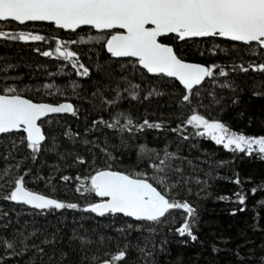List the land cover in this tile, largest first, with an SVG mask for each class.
Instances as JSON below:
<instances>
[{
	"label": "trees",
	"instance_id": "trees-1",
	"mask_svg": "<svg viewBox=\"0 0 264 264\" xmlns=\"http://www.w3.org/2000/svg\"><path fill=\"white\" fill-rule=\"evenodd\" d=\"M10 30L20 28L14 22L11 25L0 22V31ZM24 30L43 35L45 40L25 43L0 39V67L9 64L14 66L8 68L6 73L0 72V86H17L24 90L22 95L33 99L34 102H71L77 109V115L65 114L42 120V130L48 137L46 148L51 150L37 154L35 162L29 156L30 150L24 146L13 150L14 158L6 161L4 156L11 150L12 138L5 136L0 139V174L6 166H13L11 171L15 173L14 166L20 162L19 174L30 173L26 177V184L30 189L63 202L77 203L83 208L90 202H98L99 198L94 194L85 193L83 189L77 192L80 181L75 178L80 176L83 181L85 177L93 174L95 168L106 166V158L100 148L107 147L112 155L127 164L128 161L136 159V146L139 144H146L149 148L158 150L167 147L168 152L181 158L175 160L174 164L183 170L184 177L189 180L187 185L178 189V198L187 199L197 209L198 241L192 242L182 238L174 231L175 227L183 222V210H173L175 223L170 220L167 224L153 225L154 232H149L148 226L144 225L140 231L132 230L126 233L125 239L115 229L126 227V222L137 223L130 218L97 217L93 213L72 209L45 211L40 214V210L4 200L3 196L8 190L5 185L0 188V235L10 239L20 230H23L25 235L35 231L37 236L29 241L30 244H40L45 237L54 240L51 245H41L45 247L46 252L42 261L36 259L30 251L23 257L13 258L8 264H32L33 261L35 264H58L61 252L69 254L66 264H81L82 256L97 255L105 259V252H116L119 250L117 244L119 248H123L128 242L131 247L128 249L127 264H152L153 261L155 264H261V257L264 256V206L259 201L264 200V191H258L253 196L251 189L264 184V160H260L255 154L250 157L229 152L207 137L195 136V129L191 126H186L183 130V135L189 136L188 140H184L181 134L171 129L183 124L195 106L205 118L217 119L231 131L245 135H264V95H253L254 92L264 93V73L251 70L247 73L232 71L231 67L241 63L245 67L250 62L264 63V50L253 45L256 54H252V49L247 46L219 38L198 44H184L165 39V43H174L175 50L186 61L206 66L219 64L224 66L229 74L227 77L217 75L214 83L206 79L200 89V102L203 106H197L194 102L193 106L182 108L173 96L175 89L171 86L178 82L170 78H163L168 82L167 85L161 78H152L151 87L163 92V95H154L144 100L146 92H141V99L133 101L125 93V99L121 100L118 109H112V112H126L135 123L148 119L150 122L162 124L159 130L145 129L144 132L134 133L135 138L128 141L133 147L128 151L121 145L120 134L115 130L101 126L95 132H88L85 137V131L91 128L93 120H110L109 111L103 109L100 96H93V93L99 91L108 99L115 95L112 89L116 88V82L120 78L119 65H116L114 60H109L106 51H102L100 45L95 43L70 45L78 54L80 62L89 67L90 77H79L68 62L40 54L43 51H53L56 39L70 41L83 36L86 40L87 35L95 34V31L89 32L87 27H84V31L77 30L78 36L45 23H30ZM214 44H219L220 49L224 51L217 50L216 55H210L206 50L212 49ZM201 51L206 54L201 56ZM97 63L104 64L112 72L113 78L109 79L105 74L97 72ZM50 73L54 75H49ZM128 74L131 75V69ZM4 76L18 79L4 80ZM73 82L79 87L73 89ZM133 82L140 83L142 88L145 87L139 73H136ZM221 83H227L230 87L222 88ZM45 84H53L56 87L46 90L43 87ZM56 88H59L60 92L57 93ZM49 91L56 94L49 95ZM209 93H213L220 103H215ZM233 100L237 103L233 104ZM67 130L80 135L66 136L64 133ZM129 135L124 133L125 138ZM52 137L56 138L55 141ZM85 138L93 143L85 144ZM96 144L99 147H95ZM113 145L115 147H112ZM77 156L83 157L87 163H74ZM237 174L241 185L232 182ZM65 175L71 177L67 182L61 179ZM37 176L42 179H37ZM50 177L52 179L49 182ZM177 178L173 176V179ZM3 183L0 179V184ZM188 188H191L190 194ZM238 191L247 195L246 205L235 202L234 193ZM220 196L232 199L219 200ZM241 207H244L245 211H239ZM233 211L235 215L231 214ZM101 236L105 237L103 243L100 241ZM79 237L91 239L93 243L84 246L81 251ZM108 237L113 239L109 241ZM213 245L219 251L214 252ZM145 246L153 251L152 257H145L139 252V248ZM2 255L5 253L0 249V256ZM83 264H87V261Z\"/></svg>",
	"mask_w": 264,
	"mask_h": 264
},
{
	"label": "snow or ice",
	"instance_id": "snow-or-ice-1",
	"mask_svg": "<svg viewBox=\"0 0 264 264\" xmlns=\"http://www.w3.org/2000/svg\"><path fill=\"white\" fill-rule=\"evenodd\" d=\"M0 22L6 25L14 22L20 28V30L0 31V39L25 43L45 40L43 35L24 30L30 23H46L54 26L55 29L65 30L78 36L77 30L84 31L83 26H87L89 32L95 30V34L87 35L86 40L83 36L70 41L56 39L53 51H43L40 54L68 62L75 75L79 77H90L89 67L80 62L78 54L70 48V45L95 43L100 45L102 51H106L109 60H114L115 64L119 65L120 78L116 82V88L112 89L115 95L108 99L99 91L93 93V96H100L101 105L105 111H109L110 120L103 118L93 120L91 128L85 131V137L88 132H95L101 126L115 130L120 134L121 145L128 151L132 150L133 146L128 141L135 138L134 133L144 132L145 129L159 130L162 124L150 122L148 119H144L142 123H135L131 115L126 112L119 110L112 112L111 110L118 109L120 101L125 99V93L131 100L137 101L141 99V92H146L143 99L148 100L154 95L164 94L151 87L152 78H161L165 85L168 82L163 78H170L178 82L171 86L175 89L173 96L182 108L193 106L194 102L197 106H203L200 102V89L206 79L214 83L217 75L227 77L229 74L225 67L219 64L212 63L206 66L187 62L175 50L174 43H165V39L184 44L189 42L198 44L209 39L222 38L226 41L240 42L241 45L252 49V54H256L253 45L264 50V0H0ZM217 50L224 51L220 49L219 44H214L212 49L206 51L210 55H216ZM205 54V51L200 52L201 56ZM123 58L128 59L125 61ZM12 67L14 66L11 64L0 67V72L6 73L8 68ZM231 67L232 71L247 73L251 70L264 73V63L250 62L247 67L241 63L233 64ZM129 69L131 75L128 74ZM96 70L109 79L113 78L112 72L104 64L97 63ZM136 73H139L144 81V88L140 83L133 82ZM2 79L18 78L4 76ZM43 87L51 90L56 86L45 84ZM72 87L75 89L79 85L73 82ZM220 87L228 88L230 85L221 83ZM23 91L12 84L0 86V139L5 136L12 138L11 150L4 156L6 161L14 158L13 150L24 146L30 150L29 156L35 162L37 154L51 150L46 148L48 137L42 130V118L56 113L77 115V109L72 103L34 102L33 99L22 95ZM56 92H60V89L56 88ZM48 94L56 93L49 91ZM209 95L213 96L215 103H220L213 93ZM253 95L259 96L264 93L254 92ZM232 103L235 104L237 101L233 100ZM186 126L195 129V136L207 137L229 152L242 153L250 157L255 154L260 160H264V135H245L231 131L219 120L205 118L195 106L192 107V114L186 118V121L171 131L181 134L184 140H188L189 136L183 135ZM125 132L130 134L129 137L125 138ZM64 135L77 137L80 134L67 130ZM51 139L55 141L56 138ZM83 142L93 143L86 138ZM94 146L99 147L98 144ZM100 151L104 153L106 166L95 168L93 174L85 177L83 181L80 176L75 178L80 181L76 191L81 192L83 189L85 193L94 194L95 197L100 198L98 202H90L81 208L77 203L63 202L30 189L26 184V177L30 173L19 174L20 162L14 166L15 173L11 171L13 166H6L0 174V179L4 181L0 184V188H4L5 185L8 187L3 199L40 210V214L45 211L72 209L93 213L97 217L131 218L137 223L126 222V227L115 229L125 239L126 233L132 230L140 231L144 225L148 226L149 232H154L153 225L167 224L170 220L175 223L173 210H183V222L175 227L174 231L182 238L190 239L192 242L198 241L197 209L187 199L178 198V189L189 183L184 177L183 170L174 164L175 160L181 159L180 157L168 152L167 147L158 150L149 148L146 144H139L136 146V159L125 164L124 160H118L112 155L107 147L100 148ZM74 163L84 165L87 161L77 156ZM174 175L178 178L173 179ZM36 178L42 179L39 176ZM51 179L50 177L49 182ZM61 179L67 182L71 177L65 175ZM232 182L237 185L242 183L238 174ZM187 190L190 194L191 188ZM258 191H264V184L253 187L251 194L255 196ZM234 196L236 203L246 205L247 195L243 191L234 193ZM218 199L232 198L220 196ZM259 203L264 206V200ZM239 211L243 212L245 208L241 207ZM231 214L236 213L233 211ZM4 227L7 228V225ZM36 236L35 231L25 235L23 230L15 232L10 239L0 235V249L5 253L0 256V264H8L13 258L23 257L30 251L36 259L42 261L46 252L45 247L41 245H51L54 240L45 237L40 244H30L29 241ZM79 239L82 245L81 251L84 250V246L93 243L91 239L84 237ZM107 239L111 241L113 238ZM104 240L105 237L101 236V243ZM117 247L119 250L116 252H105L104 256L107 257L105 259L97 255L82 256L81 264L84 261H87V264H127L130 242L125 243L123 248H119L118 244ZM161 250H163L162 246ZM213 251L217 252L219 249L213 245ZM139 252L145 257L153 256V251L147 246L140 247ZM68 255L67 252H61L58 264H66ZM49 259L51 260L52 257ZM32 264H35V261ZM152 264H155V261ZM261 264H264V256L261 257Z\"/></svg>",
	"mask_w": 264,
	"mask_h": 264
},
{
	"label": "water",
	"instance_id": "water-1",
	"mask_svg": "<svg viewBox=\"0 0 264 264\" xmlns=\"http://www.w3.org/2000/svg\"><path fill=\"white\" fill-rule=\"evenodd\" d=\"M38 23H40V22H38ZM46 24V23H45ZM83 27H87V26H83ZM63 31H65V30H63ZM95 31V30H94ZM65 32H68V31H65ZM219 39H222V38H219ZM178 42H180V41H178ZM232 42V41H231ZM235 43H240V42H235ZM123 59H128V58H123ZM188 62V61H187ZM62 103H64V102H62ZM67 103H71V102H68L67 101ZM71 115L70 113H56V114H49V116L48 117H51V116H60V115ZM45 118H47V117H45ZM45 118H42V120H44ZM99 198V197H98ZM100 199V198H99ZM30 207V206H29ZM131 219V218H130Z\"/></svg>",
	"mask_w": 264,
	"mask_h": 264
}]
</instances>
